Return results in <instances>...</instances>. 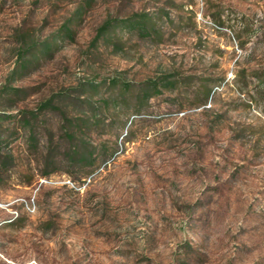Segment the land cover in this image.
Masks as SVG:
<instances>
[{
	"label": "rangeland",
	"instance_id": "1",
	"mask_svg": "<svg viewBox=\"0 0 264 264\" xmlns=\"http://www.w3.org/2000/svg\"><path fill=\"white\" fill-rule=\"evenodd\" d=\"M142 15L149 37L125 24ZM33 42L51 51L20 77ZM263 73L264 0H0V89L37 109L81 87L99 109L55 98L86 163L40 114L61 152L46 177L41 146L4 138L0 264H264Z\"/></svg>",
	"mask_w": 264,
	"mask_h": 264
},
{
	"label": "trees",
	"instance_id": "2",
	"mask_svg": "<svg viewBox=\"0 0 264 264\" xmlns=\"http://www.w3.org/2000/svg\"><path fill=\"white\" fill-rule=\"evenodd\" d=\"M127 27L133 30H137L141 36H150L151 33L156 32L153 28L152 19L147 15L138 16V19H132L127 21ZM112 26L110 22H107L101 29L100 34L109 31ZM70 32V31H68ZM51 51V46L49 43H44L38 45L33 42L31 45L22 52L20 59V66L18 72L20 77L27 75L26 71L29 66L34 62L33 60L38 59V55H47ZM17 71L14 72V74ZM12 78V77H11ZM11 78L9 80H11ZM264 81V73L262 75ZM89 92L95 94L97 91V86L90 84L88 86ZM68 91L76 93L74 105H88L90 111L96 116L99 109L92 105L90 98L84 97L87 90L85 88L76 87L67 89ZM154 87L150 86L143 92L142 98L145 100L150 99L153 96ZM72 94H60L52 96L50 99L44 101L39 105L37 109H20L18 104L27 98L26 90L18 88H10L4 86L0 89V108L5 110L0 111V175H5L14 167V152L11 148H8V144H5L4 138L13 137L16 133L22 132L26 136V143L31 150H39L42 147L44 159L43 163L46 167V171L43 175L46 177L50 175L54 170L56 156L60 154V147L54 145V140L52 137L48 138L46 141L41 140V131L39 127V116L41 113L46 112H59L63 121L69 124V128L66 130L68 146L65 148L64 156L68 158L71 163H86L92 158V153L87 152V147L85 143L82 145L76 144L73 139V133H69L75 125L68 120L66 114L61 109V107L55 104V98L69 99ZM82 99V100H81ZM15 112V113H14ZM8 123V127H4V124ZM85 126V123L80 124ZM11 127V128H10ZM78 127H80L78 125ZM69 133V134H68ZM6 145V146H5Z\"/></svg>",
	"mask_w": 264,
	"mask_h": 264
},
{
	"label": "built area",
	"instance_id": "3",
	"mask_svg": "<svg viewBox=\"0 0 264 264\" xmlns=\"http://www.w3.org/2000/svg\"><path fill=\"white\" fill-rule=\"evenodd\" d=\"M2 204V203H1ZM34 204H35V202L33 201V203H31V206H32V213H33V208H34ZM3 205V204H2ZM13 213V215H14V219H15V215L17 214V211H13L12 212Z\"/></svg>",
	"mask_w": 264,
	"mask_h": 264
},
{
	"label": "bare ground",
	"instance_id": "4",
	"mask_svg": "<svg viewBox=\"0 0 264 264\" xmlns=\"http://www.w3.org/2000/svg\"><path fill=\"white\" fill-rule=\"evenodd\" d=\"M0 208H4V206L2 204H0ZM27 208H29V206H27Z\"/></svg>",
	"mask_w": 264,
	"mask_h": 264
}]
</instances>
